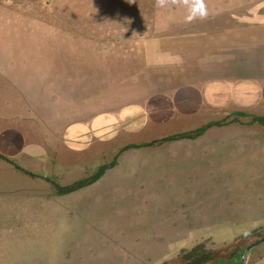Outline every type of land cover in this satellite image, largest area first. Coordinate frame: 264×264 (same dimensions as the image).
<instances>
[{
	"label": "rangeland",
	"instance_id": "rangeland-1",
	"mask_svg": "<svg viewBox=\"0 0 264 264\" xmlns=\"http://www.w3.org/2000/svg\"><path fill=\"white\" fill-rule=\"evenodd\" d=\"M221 2L167 1L177 9L174 21L186 24L168 34L179 39L191 33L192 25L205 31L206 24L227 22L236 34L242 32L237 27L241 18L237 13H233L234 20L229 16L227 20L228 13L222 11L217 17L207 16L217 11ZM87 5L92 9L86 11L94 15L103 8L109 13L102 19L78 15L79 8ZM155 7L156 0H0V66L6 71L0 74V115L9 117L7 122L19 115L14 107L16 92H22L27 104L30 100L26 95L32 93L39 100L34 105L46 107L53 100V87L60 94L69 90L71 99L60 103L65 106L53 101L41 118L44 125L35 126L37 133L50 134L53 128L45 124L52 117L62 113L63 120L74 115L84 118L102 109L104 90H113L106 100L117 102L120 94L127 96L131 81L125 83L122 76L128 62L127 48L144 38L150 44L158 34L111 32L108 29L117 27L109 25L112 20L123 24L150 17L166 22ZM116 9L125 13L116 14ZM189 17H194L196 24ZM199 35L203 37L200 43L212 42L210 36ZM15 68L20 73H15ZM10 74L16 76L15 81ZM63 76L70 85L65 90ZM156 76L149 75L148 93L129 95L134 106L141 108L154 94L177 87L175 81ZM140 108L132 119L143 122L139 120L134 130L122 127L125 111L108 113L112 122L104 120V112L94 113L98 146L88 156L77 151L70 154L75 159L81 156L82 161L70 177L33 179L12 162L0 160V264H184L183 256L193 249L221 252L216 262L204 264H228L234 248L243 245L240 248L245 249L264 239V129L250 124L232 128L234 143L230 144L222 138L223 131L211 130L202 139L119 153L130 143L190 130L188 123L177 119L173 125L158 127L162 129L157 132L151 126L146 129L150 137L146 136L139 127L145 122ZM27 118L30 124L33 117ZM37 121L35 118L34 123ZM115 135L118 140H113ZM115 154H119L117 166L95 187L55 195L54 183L66 186L88 178ZM9 158L15 162L14 156ZM245 264H264V243L250 249Z\"/></svg>",
	"mask_w": 264,
	"mask_h": 264
},
{
	"label": "crops",
	"instance_id": "crops-1",
	"mask_svg": "<svg viewBox=\"0 0 264 264\" xmlns=\"http://www.w3.org/2000/svg\"><path fill=\"white\" fill-rule=\"evenodd\" d=\"M167 1L169 0H165L163 6L153 9L158 11L161 16H164L163 18L166 21L164 23H159L155 17L153 19L150 17L151 19L149 20L137 22L133 20L128 23L123 22V24H117L115 20H112L113 24L109 25L117 27L108 29L111 32L158 34L154 35L150 44L144 38L139 41V44L133 43L127 48L126 60L128 62L126 70L122 74L123 80H126L125 83L131 81L130 91L128 90L127 96L120 94L119 96L122 95V97L117 102L106 100L109 98L108 93L113 90H104L105 99L103 100L104 102H101L102 109L88 110L87 113L91 111L93 114L84 118H78L74 115L71 120H63L65 115L61 113L60 117H52V121L45 124L52 126L53 130L50 134L48 132L39 134L35 131V126L40 128L41 125H44L41 118L45 111L50 109L54 102L60 104L65 99L67 101L71 99L69 90L67 93L60 94L54 91L56 89L53 87V100L46 104V107L34 105L39 100L38 96H33L32 93L28 92L29 94L26 95L29 96L28 100L31 102L27 104L24 103V99L22 100V92H16L14 107L19 115L11 122H7L9 117L6 115L5 117L0 115V155L12 162L16 168L20 167L29 178L47 180L46 178L48 177H56L57 179V177L61 178L64 175L63 178L72 176L81 168L82 161L80 162L79 159L81 156L75 159L70 158V154L77 151L79 154L82 152L84 156H88L93 154L94 151L92 150L98 146V120H93L97 118L94 113L101 111L102 114L104 112V120L111 119L112 122V116L110 115L112 112L121 114L125 111L124 114H127L125 116L126 121L122 122L124 125L122 127L132 128L131 130L135 129L136 123L143 122L141 118L136 121L132 119V115L134 113L137 114L140 107L134 106V98L130 100L129 95L133 96L139 93L140 96H143L145 95V90L148 93L151 82L149 80L150 74L157 75V78L165 77L167 81H175L177 87L168 89L164 94H154L153 98L146 100V103L143 102L140 112L144 111L146 116L144 114L145 122L143 127H139L142 128L140 131H144L146 136L150 137L146 129L151 126L157 132L164 127V124H167V126L173 125V121L177 119H182L186 124L188 123L190 128L188 132L207 124H220L219 126L209 127L200 137L194 140L202 139L211 130L214 132L223 131L225 135L222 133V138H227L230 144L234 143V140L230 138L231 134L234 133L231 130L232 128L236 129V127H245L250 124L261 126L264 129L263 123L259 124L258 121L253 120L264 116V0H221L222 2L218 4L219 9L217 11L211 15L207 13V16L214 15L217 17L216 14L220 11L226 12L228 13L225 15L227 20L230 18L234 20L233 13H237L241 17L237 27L242 30L238 34H236L237 31L235 29L233 31L230 29L232 26H228L227 22L224 24H206L208 30L206 29L205 31L192 25L194 27L190 29L192 30L191 33L179 39L175 38V34L171 35L168 32L170 30L173 32L179 31L180 27L186 25L185 22H180L181 20L179 23L174 21L177 9L172 5L176 1L183 0H170L173 3L168 4L166 3ZM79 9L81 12L80 14L78 12V15L85 17L102 19L109 13L106 11L107 8H103L98 14L94 15L93 11H86L92 9L88 5L85 7L81 6ZM142 10H146V6H143ZM129 11L131 10L126 12ZM238 11H241V14ZM123 13L125 12H120L116 9V14ZM194 17L191 20L192 24H196ZM150 23H153V25ZM101 25L103 24L98 26ZM106 25H108L107 22ZM241 26L246 27L245 30ZM149 27L152 28L150 29ZM99 29L102 30L101 28ZM202 33L210 36L212 42L207 44L200 43L203 37L199 34ZM155 37H158V41L155 40ZM153 58H160V60H153ZM205 60H212V62L205 63ZM213 60H219V64H213ZM1 68L0 66V74H6V71L4 69L1 70ZM14 71L15 73H20V71L17 72L16 68ZM136 71L137 73H135ZM5 74L4 79H6L7 85V76ZM10 76L13 79L15 78L14 81L16 80L14 74H10ZM63 78L62 89L65 90L70 85L65 83L64 76ZM8 81L11 82L10 85L15 84L12 79ZM180 81L181 83H177ZM145 82H147V85H145ZM8 86H5L6 90L9 89ZM14 86L12 87L14 88ZM115 90L117 91L118 89L115 88ZM58 97L62 100L56 101ZM80 98L83 101H88L86 96H80ZM60 105L65 106V104ZM128 107H130V110ZM133 107L137 111L133 110ZM75 111L73 113H76ZM145 111L148 112L146 113ZM29 115L33 117V121H30V124L27 118ZM35 118L38 119L36 123H34ZM139 120L141 121L139 122ZM158 127L162 128L159 129ZM176 132L179 134L178 130ZM181 133H184V131ZM116 135L113 140H118ZM167 135L171 134H166L163 138ZM187 140L189 139L170 141L169 143ZM112 141L106 143H112ZM46 142L48 145H46ZM150 142L151 139L144 142L140 141L137 144ZM15 146L18 147L16 148ZM153 146L133 148V150ZM10 156L15 157V162L9 158ZM0 160L4 162L5 159L0 158ZM109 170L113 171V168ZM107 171L98 181L105 179ZM30 173L33 176H30ZM98 181L81 189V191L95 187Z\"/></svg>",
	"mask_w": 264,
	"mask_h": 264
},
{
	"label": "trees",
	"instance_id": "trees-1",
	"mask_svg": "<svg viewBox=\"0 0 264 264\" xmlns=\"http://www.w3.org/2000/svg\"><path fill=\"white\" fill-rule=\"evenodd\" d=\"M253 120L259 121L260 123L264 124V116L259 117V118H254ZM219 125L220 124H207L206 126L198 128V129L191 131V132H184V133H179V134L167 135L165 138H162L160 140H153L150 143H146V144H129V145L122 147L120 149L119 153L124 152L128 149L148 147V146L157 145V144H160L163 142H170V141H176V140H182V139L194 140V139L200 137L209 127L219 126ZM118 155L119 154H115L113 159L110 162H108L107 164L100 165L96 169L94 174H92L88 178L78 180V181L73 182V183L66 185V186H61L59 184L54 183L53 186L55 189V195H57V196L70 195L72 193H75L81 189H84V188L94 184L96 181H98L105 174V172L107 170L115 167ZM0 157H3V159L9 161L4 156L0 155ZM29 175L33 176L31 173ZM46 179L48 181H51L50 178H46ZM240 246H238V248H234L233 251L229 254L230 255L229 256L230 261L228 262V264L236 263V262H238V260H239V262L242 261V253H243L244 248H240ZM237 252H240V254H241V255L239 254V257H235ZM220 253L221 252H219V251L211 252V251L193 249L190 251V253L184 255L182 260L184 261V264H204L205 262H210V261L216 262L217 261L216 257H219Z\"/></svg>",
	"mask_w": 264,
	"mask_h": 264
},
{
	"label": "water",
	"instance_id": "water-1",
	"mask_svg": "<svg viewBox=\"0 0 264 264\" xmlns=\"http://www.w3.org/2000/svg\"><path fill=\"white\" fill-rule=\"evenodd\" d=\"M260 243H264V239H263V240H259V241H257L255 244L249 245V246H247V247L244 249L243 254H242V262H241V264H245V260H246L247 254H248V252L250 251V249H251L252 247H254L255 245H258V244H260Z\"/></svg>",
	"mask_w": 264,
	"mask_h": 264
},
{
	"label": "clouds",
	"instance_id": "clouds-1",
	"mask_svg": "<svg viewBox=\"0 0 264 264\" xmlns=\"http://www.w3.org/2000/svg\"><path fill=\"white\" fill-rule=\"evenodd\" d=\"M200 3H202V0H199ZM165 3V0H157V5L158 6H163V4ZM203 15V13H202ZM192 19V17H189V21Z\"/></svg>",
	"mask_w": 264,
	"mask_h": 264
}]
</instances>
